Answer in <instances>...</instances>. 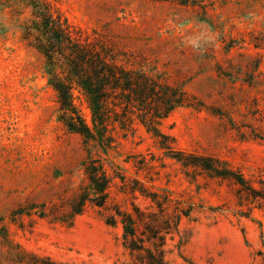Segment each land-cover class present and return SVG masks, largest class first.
Masks as SVG:
<instances>
[{
    "label": "rangeland",
    "instance_id": "rangeland-1",
    "mask_svg": "<svg viewBox=\"0 0 264 264\" xmlns=\"http://www.w3.org/2000/svg\"><path fill=\"white\" fill-rule=\"evenodd\" d=\"M50 5L125 54L128 67L181 89L191 106L174 110L160 127L173 141L171 152L138 119L132 131L109 126L101 145L86 142L64 127L46 61L23 39L32 9L24 0H0V264H28L29 256L132 264L121 227L104 218L113 205L158 213L150 199L131 193L134 186L157 194L159 203L168 196L162 207L169 217L190 209L166 241L168 264H264V199L248 200L234 182L192 165L194 158L218 159L264 197V0ZM201 33L214 41L196 51L188 42ZM74 95L92 126L85 100ZM91 159L117 175L106 210L88 206L71 225L53 220L85 185L82 164Z\"/></svg>",
    "mask_w": 264,
    "mask_h": 264
},
{
    "label": "trees",
    "instance_id": "trees-1",
    "mask_svg": "<svg viewBox=\"0 0 264 264\" xmlns=\"http://www.w3.org/2000/svg\"><path fill=\"white\" fill-rule=\"evenodd\" d=\"M24 1L32 9V18L24 26L22 36L46 61L48 84L56 94L60 120L67 131L80 135L86 142L101 145L100 138L106 137L109 126L119 124L120 130L132 131L138 119L147 133L157 140L159 147L171 152L173 141L161 132L160 127L174 110L191 106L186 94L181 89L161 83L158 78L128 67L129 62L123 59L125 54L117 51L97 32L91 38L73 26L60 11L54 10L50 5L52 0ZM75 91L88 106L92 126L87 124L77 108ZM178 157L187 156L180 153ZM194 160L196 164L187 162L185 165H196L212 177L234 182L240 187L239 192L246 193L248 200L264 199L226 163L209 157ZM82 168L85 185L68 203V212L63 216H49L61 224L71 225L88 206L106 210L110 200V188L117 177L116 172L111 176L100 159L88 160ZM131 193L150 199L158 213L141 210L133 204L131 210L113 205L104 218L105 224L121 227L122 247L128 252L132 264H168L166 241L178 234L179 223L182 218L190 217V209L176 210L169 217L162 207L171 202L168 196L159 203L157 194L148 193L142 187H131ZM41 217L48 216L42 213ZM29 257L31 262L28 264H60L38 256Z\"/></svg>",
    "mask_w": 264,
    "mask_h": 264
},
{
    "label": "clouds",
    "instance_id": "clouds-1",
    "mask_svg": "<svg viewBox=\"0 0 264 264\" xmlns=\"http://www.w3.org/2000/svg\"><path fill=\"white\" fill-rule=\"evenodd\" d=\"M214 36L210 33H201L189 41V45L196 51H201L205 43H212Z\"/></svg>",
    "mask_w": 264,
    "mask_h": 264
}]
</instances>
